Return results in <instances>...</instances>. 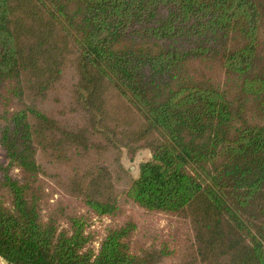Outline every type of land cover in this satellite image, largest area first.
Returning <instances> with one entry per match:
<instances>
[{"label":"trees","instance_id":"1","mask_svg":"<svg viewBox=\"0 0 264 264\" xmlns=\"http://www.w3.org/2000/svg\"><path fill=\"white\" fill-rule=\"evenodd\" d=\"M0 151L8 264H264V0H0Z\"/></svg>","mask_w":264,"mask_h":264},{"label":"rangeland","instance_id":"2","mask_svg":"<svg viewBox=\"0 0 264 264\" xmlns=\"http://www.w3.org/2000/svg\"><path fill=\"white\" fill-rule=\"evenodd\" d=\"M71 78V76L69 75L68 79ZM63 101L66 102L67 99L62 97ZM50 106H53V104H50ZM103 156L106 155L105 152H103ZM110 153H112L113 155V152H111L110 150ZM109 155V154H108ZM148 156L147 152L144 150V151H141L139 154H137L135 156V159L132 161V162H129L128 160H124V164L125 166L127 167H130V170H133L134 169V165L136 166L137 163L141 160V159H145L146 157ZM2 155H1V151H0V159H1ZM107 161L110 160V158H107L106 159ZM120 202L123 204V206H126V207H131L133 205H131L130 203L128 202H124L122 200V196L120 197ZM136 214V211L134 213V215ZM139 224V227H140V231H139V235L140 236H145L146 234L148 236H151L150 234H148L149 231L153 230V234H157L158 232V229H163V227L166 225V221H164L163 219H159V221H156L155 219L153 220H150V221H147V220H142V222L140 221V223L138 222ZM146 225V226H145ZM148 226V227H147ZM150 228V229H149ZM163 231L165 232L166 229L164 228ZM144 233V234H143ZM165 238V237H164Z\"/></svg>","mask_w":264,"mask_h":264},{"label":"crops","instance_id":"3","mask_svg":"<svg viewBox=\"0 0 264 264\" xmlns=\"http://www.w3.org/2000/svg\"><path fill=\"white\" fill-rule=\"evenodd\" d=\"M0 264H8V263L0 256Z\"/></svg>","mask_w":264,"mask_h":264}]
</instances>
